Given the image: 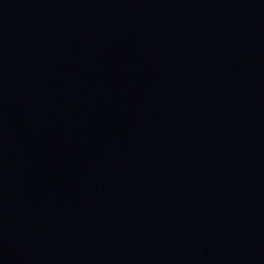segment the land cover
I'll return each mask as SVG.
<instances>
[{"label": "water", "instance_id": "obj_1", "mask_svg": "<svg viewBox=\"0 0 264 264\" xmlns=\"http://www.w3.org/2000/svg\"><path fill=\"white\" fill-rule=\"evenodd\" d=\"M0 264H264V0H0Z\"/></svg>", "mask_w": 264, "mask_h": 264}]
</instances>
